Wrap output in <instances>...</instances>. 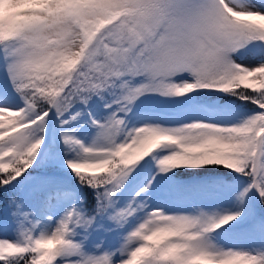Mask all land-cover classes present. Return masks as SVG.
Returning <instances> with one entry per match:
<instances>
[{
  "label": "snow or ice",
  "instance_id": "6c2138e0",
  "mask_svg": "<svg viewBox=\"0 0 264 264\" xmlns=\"http://www.w3.org/2000/svg\"><path fill=\"white\" fill-rule=\"evenodd\" d=\"M144 96L225 118L129 126ZM210 166L189 208L150 205L161 174ZM0 190V264H264V0H0Z\"/></svg>",
  "mask_w": 264,
  "mask_h": 264
},
{
  "label": "rangeland",
  "instance_id": "374dc122",
  "mask_svg": "<svg viewBox=\"0 0 264 264\" xmlns=\"http://www.w3.org/2000/svg\"><path fill=\"white\" fill-rule=\"evenodd\" d=\"M20 10L23 9L21 8ZM254 59H255L254 57L244 55L242 50L241 54H239L237 57V63H241L247 66L250 63L254 62ZM227 99L235 100V98H225V100ZM198 100L201 103L205 102L201 98H198ZM207 102H209V106L212 107L213 109L212 111L214 113L217 114L223 113L214 110L216 106H218L221 103H224L223 100H218L216 97L213 96L212 98H210V101ZM196 103L197 101L186 100L184 98L167 100L156 96H146V98H143L142 100L138 101L136 103V106L133 108V112L132 114H130L129 117L130 119L129 126H131L132 124L139 126L140 124H143L145 122L177 125L183 122H189L191 119H200V118L214 120L213 117H211V114H209L208 116L201 115L202 117L200 116L196 118L194 112L196 110H199L198 108L193 107V105H195ZM242 103L243 102L241 101H235V105H233L235 110H238L239 112H243L244 110L243 107H235L236 105H242ZM92 111L94 115L100 118V114L97 110L92 108ZM87 119L88 117L85 115L80 121V123L83 124V121H86ZM59 131H60L59 122L56 120L55 116H51V119L48 122V127L46 130L45 143L49 145V143H52V140L59 138ZM95 133L96 130L94 128H91L87 124H83V127L80 128L79 135L81 139L85 141V143H91L93 138L95 137ZM49 148L53 150H58L60 147H56V146L51 147L49 145ZM143 163L144 162H142V164ZM155 171H156L155 161H152L151 158H148V163L145 164L143 168L138 169L137 172L133 174V177L130 178L129 183L126 186V196H130L134 194V192L138 189V187L142 186L143 183H145L148 179H150L151 175ZM174 172L175 170L167 174H161L160 176L157 177L156 181L154 182L153 188L151 190V199L149 201L151 206L161 207L165 209L166 212L185 210L189 208L192 204H189V206L184 207L181 205V201H180V203H178L179 205L177 204V205L167 206L170 197L173 196V194L181 185H187L189 183H192V181L190 180V178L192 177H198L204 180H208V179H217L221 176V174H203L201 176L177 178ZM232 175L235 176L234 173ZM73 183H75L74 179H73ZM186 190L187 192L190 193L188 195H190L195 202L199 201L204 196V193L201 192L198 193L197 191H193L188 188H186ZM223 205L222 207H224ZM9 238H14V235ZM247 244L248 243L243 240L235 242L236 247L247 248L249 247V246L247 247L245 246Z\"/></svg>",
  "mask_w": 264,
  "mask_h": 264
},
{
  "label": "trees",
  "instance_id": "16d2710c",
  "mask_svg": "<svg viewBox=\"0 0 264 264\" xmlns=\"http://www.w3.org/2000/svg\"><path fill=\"white\" fill-rule=\"evenodd\" d=\"M220 96L223 97V94H220ZM211 97L212 96H205V97H201V99H209ZM143 98H146V96L141 97L140 100H142ZM140 100H138V101H140ZM94 108L99 112L100 118L102 117L103 114H105L102 105H96V106H94ZM56 144L62 146V142L59 139L57 140ZM29 171H31V169H29ZM176 172L179 175H184V176L195 175L196 176V175H201V174H221L222 175V174L228 173V170L210 166L207 168H200V169H184V168H182V170L177 169ZM83 190H84V193H85L84 195H85L86 202L88 203V205L89 206L94 205L95 204V197L93 195L92 190L88 189V188H84ZM0 194H2V190H0Z\"/></svg>",
  "mask_w": 264,
  "mask_h": 264
},
{
  "label": "bare ground",
  "instance_id": "6f19581e",
  "mask_svg": "<svg viewBox=\"0 0 264 264\" xmlns=\"http://www.w3.org/2000/svg\"><path fill=\"white\" fill-rule=\"evenodd\" d=\"M210 109H212L211 106H209ZM213 110V109H212ZM212 110H209V111H201V110H196L194 112V115L196 116V118L200 117L201 115H205V116H208L209 114H211V117H213V119H222V118H225V114L224 113H214ZM237 112H239L238 110H235ZM202 117V116H201ZM135 119V118H134ZM133 119V120H134ZM138 120V118H137ZM184 123V122H183ZM187 187H185V185H181L177 190L176 192L173 194L172 197H170V200L168 201L167 203V206H172V205H177L178 203H180L181 201V205L182 206H189V204H193L195 201L193 200V198L188 195L190 194L189 192H187L186 190ZM199 193V192H198ZM183 198H186V199H183ZM197 201V200H196ZM179 205V204H178ZM181 206V208H182ZM224 207H229V205L227 204H224L223 205ZM170 209V208H168ZM238 241H242V240H238ZM237 241V242H238ZM246 247L249 246V244L245 245ZM248 248V247H247Z\"/></svg>",
  "mask_w": 264,
  "mask_h": 264
}]
</instances>
